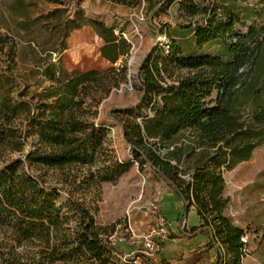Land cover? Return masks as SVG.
Returning a JSON list of instances; mask_svg holds the SVG:
<instances>
[{
    "label": "trees",
    "instance_id": "obj_1",
    "mask_svg": "<svg viewBox=\"0 0 264 264\" xmlns=\"http://www.w3.org/2000/svg\"><path fill=\"white\" fill-rule=\"evenodd\" d=\"M105 1L135 9L146 0ZM174 1L187 20L178 28L191 34L198 50H215L184 54L179 30L166 33V48L150 50L135 75L137 103L106 113L130 151L125 162L109 146L108 125L96 120L102 101L127 80L123 60L131 44L88 18L76 0H34L51 8L32 19L23 12L24 0H16V13L26 18L22 30L38 25L57 42L50 49L29 46L34 69L4 74L9 85L0 94V157L17 156L0 166V228L18 243L38 240L50 263L76 261L82 238L103 250L113 247L107 237L71 228L69 213L79 216V206L62 199L45 171L66 172L63 185L71 178L76 189H90L116 182L134 164L138 171L148 167L177 196L180 233H204L216 248L215 264H240L247 255L246 233L227 215L223 175L264 145V0H166V6ZM84 26L102 41L108 68L66 69V39ZM191 207L199 223L186 229Z\"/></svg>",
    "mask_w": 264,
    "mask_h": 264
},
{
    "label": "rangeland",
    "instance_id": "obj_2",
    "mask_svg": "<svg viewBox=\"0 0 264 264\" xmlns=\"http://www.w3.org/2000/svg\"><path fill=\"white\" fill-rule=\"evenodd\" d=\"M33 1L24 0L23 12L28 19L51 8L44 3L34 6ZM76 3L88 18L98 19L115 28V33L131 44L130 52L123 60L127 80L102 101L96 120L108 125L110 148L120 161L127 162L131 160V155L122 141L120 127L108 119L106 113L113 108L137 103L140 91L135 75L146 55L155 46L166 48L170 42L166 33L173 34L174 30L181 32L176 42L184 54L213 53L215 48L198 50L191 34L178 28L187 20L179 17L176 1L166 6V0H146L135 9L105 0H76ZM15 5L16 0H0V94L9 85L4 78L5 73H23L34 69L29 46L37 50L50 49L57 42L55 35L45 32L38 25L23 31L20 23L26 18L16 13ZM66 43L62 60L69 71L104 70L110 66L101 58L102 41L90 27L84 26L71 32ZM52 57L56 59L57 55ZM121 63L122 60H119L113 66L119 67ZM16 156L14 153L4 154L0 157V166ZM65 173L47 170L45 179L48 184L62 189L64 201L70 200L79 206V216L69 213L71 228H87L100 237H107L113 250L100 249L82 238L76 261L50 263L44 256V246L38 240L18 243L10 230L0 228V264H131L133 254L140 248L136 236L141 233L140 229H148L151 224L149 206L156 197H161L162 205L169 187L148 167L138 171L135 164L116 182L103 183L99 188L80 186L76 189L71 178L70 184L63 185ZM223 177L224 195L230 199L227 215L235 225L243 226L247 247H256L254 255L264 259V145L253 152L249 161L239 164ZM123 249L133 253H125Z\"/></svg>",
    "mask_w": 264,
    "mask_h": 264
},
{
    "label": "crops",
    "instance_id": "obj_3",
    "mask_svg": "<svg viewBox=\"0 0 264 264\" xmlns=\"http://www.w3.org/2000/svg\"><path fill=\"white\" fill-rule=\"evenodd\" d=\"M182 211V204L177 196L169 190L164 196L161 205V215L168 225V236L163 240L161 250L156 255L152 263L147 264H215L217 260L216 248L209 247L208 237L198 234L192 238L183 236L179 231V213ZM199 218L193 207L187 212L183 221L186 229L196 226ZM243 229V226L236 224ZM146 229H140V232ZM125 253H133L128 249H123ZM256 247H247V255L240 264H264V259L256 257L254 252Z\"/></svg>",
    "mask_w": 264,
    "mask_h": 264
},
{
    "label": "built area",
    "instance_id": "obj_4",
    "mask_svg": "<svg viewBox=\"0 0 264 264\" xmlns=\"http://www.w3.org/2000/svg\"><path fill=\"white\" fill-rule=\"evenodd\" d=\"M161 201V197H156L149 206L152 217L151 224L148 229L136 236L139 240L140 248L133 254L131 264L152 263L161 250L163 240L168 236V225L165 218L161 215ZM242 242H247L246 237L242 238Z\"/></svg>",
    "mask_w": 264,
    "mask_h": 264
}]
</instances>
